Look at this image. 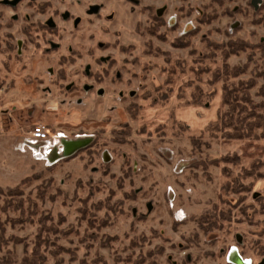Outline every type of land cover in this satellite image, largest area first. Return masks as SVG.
Returning a JSON list of instances; mask_svg holds the SVG:
<instances>
[{"label": "rangeland", "instance_id": "1", "mask_svg": "<svg viewBox=\"0 0 264 264\" xmlns=\"http://www.w3.org/2000/svg\"><path fill=\"white\" fill-rule=\"evenodd\" d=\"M244 81L264 119V0L0 2V258L259 264L264 122L219 119ZM36 123L91 140L49 163L20 144Z\"/></svg>", "mask_w": 264, "mask_h": 264}, {"label": "trees", "instance_id": "2", "mask_svg": "<svg viewBox=\"0 0 264 264\" xmlns=\"http://www.w3.org/2000/svg\"><path fill=\"white\" fill-rule=\"evenodd\" d=\"M232 47L236 50L245 48L241 42H236L232 44ZM238 67L232 69V76L236 77L239 75ZM252 86L249 81L239 82L237 86H224V96L223 104L227 105L228 110L220 114L219 119L221 121L220 127H228L233 124V120H236L235 133L226 134L228 137L231 135H236V137L250 136L253 131L263 126L264 119L259 113L250 105L252 104L249 92L247 91ZM235 125V126H236ZM21 189L17 188L10 191L12 195H21ZM0 194H2V189L0 188ZM21 201V200H20ZM20 206V204H18ZM4 229L0 224V249H2L5 239L3 237ZM10 261V260H9ZM6 258H0V264H10ZM18 264H45L42 255L35 248L30 254L25 253Z\"/></svg>", "mask_w": 264, "mask_h": 264}, {"label": "built area", "instance_id": "3", "mask_svg": "<svg viewBox=\"0 0 264 264\" xmlns=\"http://www.w3.org/2000/svg\"><path fill=\"white\" fill-rule=\"evenodd\" d=\"M57 139H59V141ZM79 140L83 139H72L62 132L53 133V130L48 125L43 123H36L34 125H31V128H29L24 133L22 142L20 144L23 147H27V149H29L31 154L35 157H38L37 154L39 153V151L45 152L46 156L48 157L47 162L54 163L59 159L61 153L66 156L70 153L78 151L82 146L80 148H75L74 150L69 152L67 145L71 142H77ZM89 140L91 139L85 138L86 143L83 146L87 145Z\"/></svg>", "mask_w": 264, "mask_h": 264}, {"label": "flooded vegetation", "instance_id": "4", "mask_svg": "<svg viewBox=\"0 0 264 264\" xmlns=\"http://www.w3.org/2000/svg\"><path fill=\"white\" fill-rule=\"evenodd\" d=\"M14 0H0L1 3H3L4 5H6L7 7H10L12 9H14L15 7H17V5L21 2H23L24 0H17L15 2L14 5H11L9 2H12ZM35 0H28V3L29 4H33ZM255 1V0H253ZM41 4H45V3H41ZM252 4V3H251ZM42 6V5H41ZM43 8V6L41 7V9ZM93 8H95L93 10ZM98 9H101L98 7V5L96 4H92L90 5V7L88 8L87 12L88 13H95ZM13 19H15V17H12ZM168 22L169 24H172L173 26L176 25V19L172 17V19H168ZM49 27V26H48ZM45 28H47V26H45ZM50 29V28H49ZM27 30V28H25V31ZM86 142L83 141V140H79L77 142H71L70 144L67 145V148L69 149L68 151L71 152L72 150H74L75 148L77 147H81L85 144ZM230 259V261L234 264H248V259L247 258H243V257H240L236 251L234 250H230V256L228 257Z\"/></svg>", "mask_w": 264, "mask_h": 264}, {"label": "water", "instance_id": "5", "mask_svg": "<svg viewBox=\"0 0 264 264\" xmlns=\"http://www.w3.org/2000/svg\"><path fill=\"white\" fill-rule=\"evenodd\" d=\"M17 0H14V1H12V2H9L11 5H14L15 4V2H16ZM95 8H93V10H94ZM77 148H80V147H77ZM259 264H264V260H262Z\"/></svg>", "mask_w": 264, "mask_h": 264}]
</instances>
